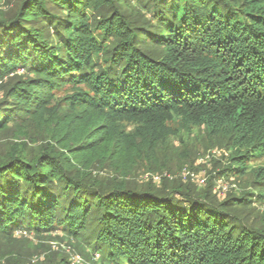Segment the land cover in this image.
<instances>
[{
    "label": "trees",
    "instance_id": "1",
    "mask_svg": "<svg viewBox=\"0 0 264 264\" xmlns=\"http://www.w3.org/2000/svg\"><path fill=\"white\" fill-rule=\"evenodd\" d=\"M20 72L0 98V237L61 229L115 264H264V215L235 210L252 193L93 172L151 169L173 119L227 138L223 174L264 159V0H18L0 9V88Z\"/></svg>",
    "mask_w": 264,
    "mask_h": 264
},
{
    "label": "rangeland",
    "instance_id": "2",
    "mask_svg": "<svg viewBox=\"0 0 264 264\" xmlns=\"http://www.w3.org/2000/svg\"><path fill=\"white\" fill-rule=\"evenodd\" d=\"M18 0H0V9L10 10ZM135 2V0H133ZM145 11V10H144ZM148 12H144L147 14ZM148 16H153L148 13ZM148 18V17H147ZM21 75L5 78L0 88V98L5 92V86L13 83ZM168 123L171 134L159 142L157 160L151 169L145 163L137 165L129 175H122L111 167L94 169L98 181L112 183L125 180L128 184H138L140 187L149 184L161 187L183 185L198 191L210 189L218 201H224L233 196L248 195V207L239 206L235 210L241 216L254 220L264 215V178L257 177L256 170L264 166V159H253L248 164L250 168L245 174H223L230 164L233 147L228 144L224 135L212 134L204 124L183 126L180 120L173 119ZM34 126V125H32ZM133 122H124L122 127L127 132L135 129ZM33 130L38 134V129ZM168 131V132H169ZM11 133L0 136V148L12 142ZM166 179L163 184V179ZM87 234V233H86ZM86 236V235H85ZM84 236L72 238L61 229H55L43 234H25L19 232L12 238L0 237V264H115L102 258L95 259L91 239ZM91 242V243H90ZM79 255L80 262H74L73 257ZM120 264H127L122 262Z\"/></svg>",
    "mask_w": 264,
    "mask_h": 264
},
{
    "label": "built area",
    "instance_id": "3",
    "mask_svg": "<svg viewBox=\"0 0 264 264\" xmlns=\"http://www.w3.org/2000/svg\"><path fill=\"white\" fill-rule=\"evenodd\" d=\"M93 255H94V258L95 259H98L99 258V254L98 253H95ZM73 259H74V262H80L81 261V257L79 255L74 256Z\"/></svg>",
    "mask_w": 264,
    "mask_h": 264
}]
</instances>
